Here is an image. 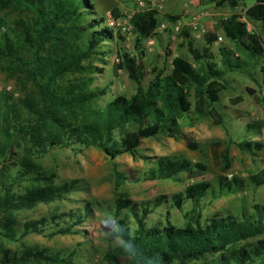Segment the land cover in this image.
<instances>
[{"label": "trees", "instance_id": "trees-1", "mask_svg": "<svg viewBox=\"0 0 264 264\" xmlns=\"http://www.w3.org/2000/svg\"><path fill=\"white\" fill-rule=\"evenodd\" d=\"M209 1L216 4L227 2L234 8L239 0ZM9 8L24 11L27 17L13 21L6 33L4 20L0 18V28L4 27V32L0 34V66L7 75L27 79L37 100L36 105L28 98L19 100L29 114L28 120L22 122L11 117L15 106L11 98L0 95V163L16 143L26 142L27 138L32 140L35 152L42 155L48 152V147L55 145L53 141L63 145L57 138L51 137L48 126L58 130L67 127L70 130L67 139L78 132L82 145L100 149L110 158L121 154L134 157L141 140L161 133L177 139L182 135L180 121L190 114L199 119L209 117L213 126L223 129L228 135L224 115L216 108L219 94L224 89V85L220 84L224 72L216 69L210 61L209 49L199 52L192 48L186 32H182V38L200 68L175 56L167 73L162 69H152L154 79L147 88L142 86L144 52L140 46L142 40L156 36L154 31L161 24L155 9L133 14L131 24L138 55L131 57L122 53L121 65L112 68L114 76L123 70L135 82V93L130 98L119 96L112 99L97 112L96 121L84 123L78 131L61 120L87 115L91 112V105L107 93V87H91L95 74L92 63L105 61L108 51L102 48L106 43L120 39L118 34L104 25L103 17L95 13L91 0H0L1 14ZM111 14L115 17L116 11L112 10ZM245 16L264 29V0H255ZM162 17L168 23L178 20L171 15ZM219 30L246 59L256 61L264 58V42L260 36L249 33L246 25L235 17L219 20L213 33L204 34L207 46L217 41L216 32ZM220 55L226 70L253 77L245 69L246 62H242L238 55L234 56V51L224 48L220 50ZM190 96L193 103L189 100ZM257 101L264 107L263 99L257 98ZM125 124H136L138 128L125 132L120 143L109 144L111 132ZM188 126L191 127L190 124ZM184 138L191 151L197 149L191 138ZM228 143L252 157L264 147L262 143L248 140L236 143L228 140ZM210 148L219 172L226 174L230 169L228 148L220 154L219 141L212 142ZM206 172L207 167L201 162L159 158L155 167L149 170L147 179L171 180L184 174L188 180L196 181ZM115 179L117 184L125 181L120 173L115 174ZM224 180L222 178L218 182V195L223 190L225 194L243 192L241 179L231 176L230 183H223ZM26 182H30L29 187H20ZM250 182L254 187L264 186V168L251 175ZM210 187L206 182H194L183 192L172 194L171 204L180 212L186 202L199 210ZM75 188L74 182L54 184V176H45L29 162L22 163L0 185V240L18 242L30 233H43L45 219L18 225L14 213L33 209L39 204L63 201ZM136 205L128 199H119L112 210L113 237L121 240L129 254L126 264H264V202L253 204L251 212L242 211L240 218L214 215L203 224L199 221L198 211L194 225L188 224L183 228L169 222L164 226L148 228L145 220L150 210ZM129 216L134 228H130ZM67 217L75 221L71 224L55 223V230L48 237L73 234V225L80 224L82 218L73 212H69ZM241 242L245 243L241 245ZM105 261L107 264H121L111 255L106 256ZM42 263L68 264L63 257L47 251L31 249L16 255L6 249L0 250V264Z\"/></svg>", "mask_w": 264, "mask_h": 264}, {"label": "rangeland", "instance_id": "rangeland-1", "mask_svg": "<svg viewBox=\"0 0 264 264\" xmlns=\"http://www.w3.org/2000/svg\"><path fill=\"white\" fill-rule=\"evenodd\" d=\"M136 1L91 0L95 13L103 17L104 21L112 17L122 20L137 9L140 12L151 10L160 0H141L144 2L142 8H138ZM254 2L255 0H239L237 6L232 8L227 2L216 4L209 0H164L163 9H155L158 12V20L162 23L163 15L176 16L181 24V31L172 37L170 33H160L156 29L154 31L156 36L142 40L140 46L144 52L141 62L144 88H147L154 79L152 69H162L167 73L175 56H180L194 67L200 68V64L194 62L188 45L182 38V32L188 35L193 49L199 52L204 48L209 49L210 61L216 69L224 72L223 81H220L224 89L219 94L216 108L224 115L228 135L223 129L213 126L209 117L199 119L190 114L180 121L182 135L177 139L161 133L153 138L141 140L137 155L134 157L121 154L110 158L100 149L82 145L78 132H75L73 138L67 139V133L70 131L67 127L58 130L56 127L48 126L47 131L51 133V137L57 138L63 145H57L53 141L55 145L48 147V152L42 155L35 152L36 148L28 138L26 142L16 143L10 154L0 163V185L9 179L22 163L29 162L45 176H54V184L74 182L76 188L63 201L39 204L33 209L14 213V220L18 225L45 219L44 232L30 233L18 242L0 240V250L6 249L16 255L31 249L47 251L49 254L63 257L68 264H107L105 257L111 255L121 264H126L129 254L121 240L113 237L115 227L112 210L115 201L119 199H128L137 204L136 206L147 207L150 210L145 220L148 228L164 226L167 222L179 228L188 224L194 225V221L198 219V211L201 224L214 215L218 217L232 215L240 218L242 211L251 212L253 204L263 203L264 186L254 187L250 182V176L264 168V147L252 157L241 152L234 144H229L228 140L234 143L248 140L262 143L264 146V107L257 101V98L264 100V58L256 61L246 59L236 50L234 44L225 38L222 30L216 32L217 41L211 46H207L204 39L206 32H214L219 20L235 17L246 25L249 33L259 35L264 42L263 27L245 16ZM112 10L116 11L115 17L111 14ZM194 16L200 18L203 34L191 30L190 22ZM26 17L24 11L15 8L0 13V18L4 20L5 33L13 21ZM114 32L117 34L116 30ZM135 40L136 36L133 33V37L128 41L120 38L105 44L102 48L108 51L105 61L92 63L95 74L91 87H107V93L91 105V112L87 115L68 117L61 120L62 122L74 126L79 131L84 123L96 121L97 112L109 101L119 96L130 98L135 93V82L130 80L123 70H119L116 76L112 72L113 66L121 65L122 53H127L131 57L138 55ZM149 40L153 41V45H148ZM224 48L234 51V56L238 55L242 62H246L245 69L251 73L252 78L239 71L226 70L222 66L220 50ZM0 95L10 97L15 104L11 113L13 120L18 119L22 122L28 120L29 114L21 107L19 100L28 98L36 105L37 96L27 79L7 75L0 66ZM238 99L240 100L237 101ZM189 100L193 103L192 96ZM60 117L62 118L61 115ZM137 128L136 124H125L115 128L111 132L109 144L120 143L125 132ZM184 136L197 144L196 150L191 151L187 147ZM214 141L220 142V154L226 147L229 150L230 169L226 174L219 172L218 163L212 159L210 144ZM159 158L187 160L190 163L201 162L206 165L207 172L196 181L188 180L184 174H179L171 180L147 179L149 170L155 167ZM116 173H120L125 181L117 184ZM231 176L243 181V192L225 194L223 190L218 195L219 180L225 178L223 183H230ZM194 182L209 183L211 187L207 191L208 195L202 200L199 210L186 202L183 210L178 211L172 206L170 196L183 192ZM23 186L29 187L30 182L21 183L20 187ZM69 212L82 218L80 224L73 225V234L48 237L49 233L55 230V223L71 224L75 221L67 217ZM59 215L61 216L59 219H54ZM128 222L130 228L135 227L130 216Z\"/></svg>", "mask_w": 264, "mask_h": 264}, {"label": "built area", "instance_id": "built-area-1", "mask_svg": "<svg viewBox=\"0 0 264 264\" xmlns=\"http://www.w3.org/2000/svg\"><path fill=\"white\" fill-rule=\"evenodd\" d=\"M136 4L138 8L144 7V2L141 0H137ZM164 0H160L158 5L152 7V9L162 10L163 9ZM140 12L138 9L135 11H132L129 15H127L126 18L122 20H117L112 18H107L104 21V25L112 30H116L117 34L120 36L121 39L124 41H128L133 37V26L131 24V17L133 14ZM190 28L192 31H196L198 34H203L204 30L202 29V26L200 25V18L198 16H194L191 19L190 22ZM158 32L164 33L166 31H169L170 35L172 37H175L179 34L181 31V24L179 21L168 23L166 21L162 22L159 27L157 28ZM4 32V27L0 28V34ZM148 45H153V41L149 40Z\"/></svg>", "mask_w": 264, "mask_h": 264}]
</instances>
